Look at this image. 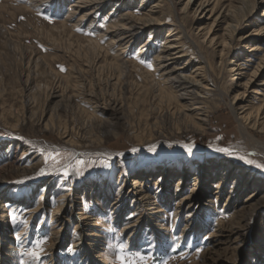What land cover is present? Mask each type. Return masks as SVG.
<instances>
[{
    "label": "rangeland",
    "instance_id": "374dc122",
    "mask_svg": "<svg viewBox=\"0 0 264 264\" xmlns=\"http://www.w3.org/2000/svg\"><path fill=\"white\" fill-rule=\"evenodd\" d=\"M96 1L0 0V264H121V256L125 264H254L253 255L260 258L257 264H264V201L244 228V236L233 244L229 237H237L235 232L219 233V224L230 225L233 209L241 208L238 200L242 202L253 187L236 192L231 181L226 183L214 207L217 190L207 187L208 168L214 161H232L264 180V168L256 166L264 164V155L249 147L246 132L227 105L237 77L230 76L228 65L232 59L234 65L245 61L243 50H251L257 37L246 47L232 41L225 62L214 48L202 44L201 54L213 69L208 75L222 91L205 96L210 111L205 131L181 127L177 133L174 128L167 139L142 144L159 126L164 129L158 121L159 101L167 106L169 93L159 89L164 79L155 58L169 33L166 27L180 21L191 36L192 41L186 38L183 43L185 62L198 56L197 20L192 12L181 10L183 4L161 0L158 9L165 23L143 27L132 38L127 26L145 17L159 0ZM211 3L221 8L235 0ZM253 15L250 18L264 19V5ZM247 23L240 25L241 32L257 27ZM223 26L220 22L215 32L220 34ZM122 44H129L124 67L116 56ZM114 107L120 120L112 115ZM252 131L264 141V132ZM185 145L192 146L191 152ZM47 152L60 154L55 168L46 161ZM35 155L45 160L34 171L11 170L12 164H30ZM163 170L167 172L164 189L158 184ZM143 171L146 177L140 190L143 194L147 190L151 200L138 208L126 197L124 204L123 188L127 190ZM178 184L182 185L176 194ZM194 187L201 206L191 213L185 202L177 215V201ZM232 194L239 196L224 209ZM67 196L74 204L66 201ZM60 206L64 208L59 212ZM217 236L228 244L216 252ZM81 239L85 249L76 244ZM37 241H45L38 261L26 254Z\"/></svg>",
    "mask_w": 264,
    "mask_h": 264
},
{
    "label": "bare ground",
    "instance_id": "6f19581e",
    "mask_svg": "<svg viewBox=\"0 0 264 264\" xmlns=\"http://www.w3.org/2000/svg\"><path fill=\"white\" fill-rule=\"evenodd\" d=\"M81 1H82L81 3L86 4L88 2L92 3V1L95 2L96 0H81ZM160 1L161 0H159L156 5H152L146 10V12L144 13L145 17L135 18L133 22H132L133 19H131L132 23H130L127 26L128 27L127 31L130 32V36L132 38H134L137 35V33H139L140 30H143V27L145 29L146 27H149L150 25H154L156 23L161 27L163 25L162 22L164 21L165 23V20L162 17H160L161 16L160 14L162 13L158 9V7H160ZM173 3L175 5L176 4L178 5L179 3L183 4L181 10L187 11V13L192 12L194 14V17H196L197 21H196V27L194 29L196 31L195 37L199 38L198 41L199 43L196 42L198 43L197 44L198 56L197 58L191 56L190 59H186L185 62H182V60H184L185 57H187V52L183 48L184 47L183 43L186 38L192 41L191 36L189 35V33L185 31V27L183 23H181L180 21L179 23L173 24V26L175 27L172 28L166 27L169 30V33L163 41L162 44L163 47L157 53L155 58L156 69L158 68L159 71H161L162 78L164 79V81L162 82L160 81L161 84L159 85L160 86L159 89L160 91H163L166 88L168 89V93H169L167 98L168 99L167 106H164L166 102L164 103L162 99L160 101L158 100L159 103L162 104V106L159 109L160 115L158 117L159 118L158 121L162 123V128H164L163 129L164 131L161 130V127L159 126L158 127L159 129H157L154 132V134L151 135V137H149L145 141L142 140L143 142L141 143L142 144L148 143L149 141L155 140L156 138L167 139V133L174 128L178 129L177 133L180 131V129H182L181 127H183L184 129H192V131L193 130L205 131L209 118V112H210L207 105V97L205 96H208V94L211 92H214L217 95L220 93L222 94V91L218 83L217 82L215 83L214 80L211 78V76L208 75L210 74V72H212L213 69L206 56L201 54L202 44L214 48V51L220 56V60L224 61L223 60L224 55L231 52L230 50L233 47L232 41L237 39L243 42L244 43L243 46L246 47L251 43V41H253L255 37H257L258 40L257 42L252 44L253 48L251 50L246 51L243 50L244 48L242 49L244 52V54L242 55L244 56L243 59L245 61H242V63H238L234 65L232 64V60H233L232 59L228 65L230 76H237V77H234L233 79L234 85H236L235 86L236 88L233 93L234 95L232 97H230L229 95L230 100L229 102H227L228 103L227 105L233 111V114L235 115L236 121L239 124V126L243 129L244 132H246L248 139L247 143L249 147L252 148L253 150L255 149L258 152H262L264 155V141L257 138L256 137L257 135H255V133L252 131V130H257V131L259 130L261 132H264V48H262V45L264 44V19L262 18L256 19L253 17L250 18L251 16H254L253 14L257 7H259L260 5H264V0H235V3H231L230 5L221 8H217L216 6L217 4L212 5L213 3H211V0H173L172 4ZM176 20L178 22L177 18ZM220 22H222L224 26L221 29L220 34H218L215 32L216 29L215 27H217ZM246 22H249L247 23L248 26L251 27L257 26V27H255V29L247 33L241 32L240 25ZM124 25L126 24L124 23ZM155 31L158 32L157 29ZM119 38L121 37L119 36ZM119 38L117 37V39ZM128 47L129 44H122L121 48H119L118 55L116 56H118L121 62L123 61V58L125 56L124 53L127 51ZM254 59H257V61ZM126 65H127V61H123L121 63V66L123 67ZM193 65H196L194 69L189 73H187V69ZM173 101L176 104L174 106H171ZM115 107L110 108L111 110L113 109L112 115L117 120H120L121 117L114 112ZM41 120H44V118H42ZM48 121H46L45 123V128L49 126ZM50 123L52 124V126H54V123L52 121H50ZM104 124L106 123L104 122ZM170 134L172 135V132H170ZM102 153L108 154L110 156L113 155L107 152H102ZM44 160L45 159H43L42 157L38 158L37 155H35L31 159L30 164L26 166H21L20 164L18 165L12 164L11 170L22 174L29 173L34 171ZM208 169H210L208 170V174H210L211 177L210 176L209 177L211 178V180L207 185V187L216 189L217 190L216 193L218 194L212 202L213 203V205H211L212 207L218 204L222 188L225 186L226 183H229L230 181L231 184L233 183V188H235L236 192L247 190L253 187L252 192H250L242 202L239 201L240 199L239 200L237 199L238 202L241 203V208L238 210H235V208L233 209L234 212L231 214L232 219L230 220L231 221L230 225L224 226L221 225V223L219 224L218 232L219 233H225V232L228 233V231H230V233L235 232L237 237H229V238L233 242V244H238L239 239L242 236H244L245 233V231H243L244 228L248 226V224H250L252 217H255L261 211L260 210L261 204L264 201V195H261L263 193L262 191L264 188L263 187L264 180H261L259 176H255L253 172L247 171L245 169H241L240 167L236 166L232 161H228V160L226 162L223 161L218 163L214 161L211 163V166ZM200 170L201 169H198V176L201 173ZM172 173L173 172H171L170 174ZM151 174L155 175L156 173H151ZM166 174L167 172L165 170H163L161 173L158 174L160 175L158 177L159 179L158 184L160 185L159 187L162 189L165 188V184H163V181H165L164 178H167ZM179 176L183 178L184 177L183 172ZM145 177H146V172L143 171L141 172L140 176H137L132 180V185L129 186L127 190L126 188H123L125 191H123L124 193L123 195H121V200H124V204L126 202L128 203V199H131L137 205L136 207L140 208L141 206H144L146 200L150 199V197L147 196L148 195L147 190L144 191L145 192L144 194L140 190L141 185L144 184ZM174 177L177 176L175 175L171 176V178ZM194 179H195V185L196 184L198 185L199 178L196 177ZM181 185L182 184L177 185L178 188L175 191L176 194L180 193L179 186ZM197 190H198L197 187L192 188V190L189 191L188 194H185L177 201L176 204L177 215L179 213V209L185 206L184 205L185 202L188 203L187 206L190 209L189 212L191 213L197 212L198 208L201 206V202L199 200L200 194L199 197H197V193L194 192ZM205 192L202 191L201 194H204ZM235 195L237 197L239 196L237 194ZM235 195L232 194L231 196L228 197V199L225 201V204L223 205L224 209L231 204L229 200L232 198L234 199ZM126 197L129 198L127 199ZM9 200L10 199H8L7 201ZM66 201H70L72 204H74L73 198L69 200L68 196ZM131 203L132 201L130 202V204ZM62 208H64V206L58 207L57 211L60 212ZM153 209L155 208H149V210L154 211ZM36 210H38V208H36ZM130 227L131 225L127 226L126 228H130ZM56 236H57L56 237L57 240H59L61 237L58 233ZM217 237L218 238H216L214 242L216 243V245H214V248H217L216 250L214 249V251L216 252L218 251V249H220L219 248L220 246H224L223 248H225V245L228 244V240L224 239L223 236L221 237L217 236ZM81 238L83 237L81 236ZM82 241L83 239H81L80 242L76 244H81L79 246L83 247ZM256 241L258 243L261 242V240L259 239ZM251 258H253L254 264H257L260 260V258L257 255H253Z\"/></svg>",
    "mask_w": 264,
    "mask_h": 264
},
{
    "label": "snow or ice",
    "instance_id": "6c2138e0",
    "mask_svg": "<svg viewBox=\"0 0 264 264\" xmlns=\"http://www.w3.org/2000/svg\"><path fill=\"white\" fill-rule=\"evenodd\" d=\"M47 18V17H46ZM141 63H145V61L141 60ZM149 68H151V64L147 65ZM185 148L191 152V145H185ZM150 150H154V149H150ZM217 151H221V152H228V154H232V152L228 149H224V148H217ZM44 150H42L43 152ZM133 151H135V149H133ZM60 154L59 153H52V152H47L46 153V161H51L52 162V166L55 168L57 165L60 164V159H59ZM241 160H245L246 163L252 164L254 163L252 160H247L245 157L240 156L239 157ZM78 163H83L82 161H79ZM259 168H264V164H257L256 165ZM64 173L65 175H67V167L64 168ZM41 175L44 174L43 170L40 173ZM12 219L15 221L16 220V215L13 214L12 215ZM23 223H27L26 221H22ZM45 243V241H37L35 244V247H33L31 250H29L26 254L31 256L33 259L35 260H40L41 258V254L44 252V248L42 247V244ZM121 260V264H125V259L123 256L120 257Z\"/></svg>",
    "mask_w": 264,
    "mask_h": 264
}]
</instances>
